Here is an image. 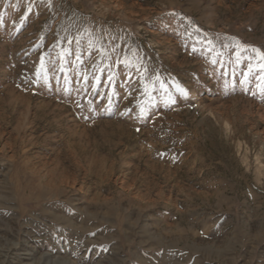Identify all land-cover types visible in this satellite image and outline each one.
Segmentation results:
<instances>
[{"label":"rangeland","instance_id":"rangeland-1","mask_svg":"<svg viewBox=\"0 0 264 264\" xmlns=\"http://www.w3.org/2000/svg\"><path fill=\"white\" fill-rule=\"evenodd\" d=\"M252 49L264 0H0V264H264Z\"/></svg>","mask_w":264,"mask_h":264},{"label":"snow or ice","instance_id":"snow-or-ice-1","mask_svg":"<svg viewBox=\"0 0 264 264\" xmlns=\"http://www.w3.org/2000/svg\"><path fill=\"white\" fill-rule=\"evenodd\" d=\"M252 51L256 54V56L262 61L264 62V53H261L258 49H252ZM262 69H264V63H261L259 65ZM251 65L249 66V70L251 71ZM262 83H264V81H262Z\"/></svg>","mask_w":264,"mask_h":264}]
</instances>
